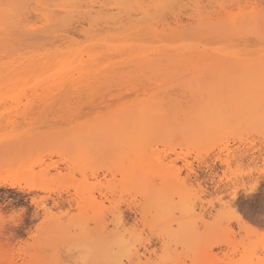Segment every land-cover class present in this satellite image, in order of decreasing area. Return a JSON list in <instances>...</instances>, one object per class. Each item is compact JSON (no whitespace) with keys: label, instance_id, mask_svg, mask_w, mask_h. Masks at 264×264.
<instances>
[{"label":"rangeland","instance_id":"obj_1","mask_svg":"<svg viewBox=\"0 0 264 264\" xmlns=\"http://www.w3.org/2000/svg\"><path fill=\"white\" fill-rule=\"evenodd\" d=\"M45 2L0 0L17 9L16 22L0 17V264H264L260 214L238 211L243 189L264 184V0H170L151 26L189 33L172 47L145 38L135 7L123 15L116 0ZM240 15L255 30L240 31ZM89 41L104 48L86 78L31 76ZM141 42L149 55L130 48ZM211 87L227 123L209 114ZM157 92L171 119L118 126L119 108Z\"/></svg>","mask_w":264,"mask_h":264},{"label":"bare ground","instance_id":"obj_2","mask_svg":"<svg viewBox=\"0 0 264 264\" xmlns=\"http://www.w3.org/2000/svg\"><path fill=\"white\" fill-rule=\"evenodd\" d=\"M21 1V0H20ZM48 1H51V2H55V1H57V0H46V2H48ZM64 1V0H63ZM68 1V0H67ZM169 1L170 0H116V2L115 3H117L118 4V7L117 8H119V9H121V13L123 14V15H126V13L128 12V10L130 9V8H132V7H135V10L137 11V13H139V15L141 16V19H140V22H141V25L140 26H142V29H143V35H145V38H147V37H152V38H154V39H156L158 36H162L163 38H168L167 40L170 42H168L169 43V45L170 44H174V45H176L177 43L178 44H180L181 43V39L182 38H184V37H186V35L187 34H189L188 32L186 33V32H184V31H176V30H172L171 28H169V29H162V31H157V29H156V27L155 26H151V22H153V24L154 23H156V22H158L159 20H160V12H161V9H162V7L164 6V5H166L167 3H169ZM11 2V1H10ZM45 2V3H46ZM68 3V2H67ZM97 3V2H96ZM16 5V4H15ZM19 6V5H18ZM46 7V6H45ZM253 8V7H252ZM7 8H5V9H2L3 11H0V12H2L3 13V15H0V17L2 18V16L4 17V16H8V17H10V19H11V21L12 22H16V17H15V15H16V10L17 9H15V7H14V10H12L11 9V7H9V9L8 10H6ZM6 10V11H5ZM109 10V9H108ZM179 10V9H178ZM51 11H52V9H51ZM189 11V10H188ZM222 11V10H221ZM6 12V13H5ZM48 12V11H47ZM133 12V11H132ZM47 14H49V13H47ZM164 15V14H163ZM222 15V14H221ZM256 15V14H255ZM53 16V15H52ZM132 16V15H131ZM212 16V15H211ZM51 17V16H50ZM49 17V18H50ZM219 17V16H218ZM45 18H48V16L46 15L45 16ZM84 18H86V17H84ZM180 18V17H179ZM205 18V17H204ZM203 18V19H204ZM220 18V17H219ZM14 19V20H13ZM167 19V18H166ZM210 19V18H209ZM50 20H52V19H50ZM56 20V19H55ZM54 20V21H55ZM154 20V21H153ZM54 21H52V22H54ZM120 21V20H119ZM156 21V22H155ZM256 17L254 16V17H251V19L250 18H248V17H243V15H240V17L236 20V22H235V26L240 30V31H244V30H247V31H253V30H255V28H256ZM160 22V21H159ZM158 22V23H159ZM190 22V21H189ZM122 23V22H121ZM168 23V22H167ZM85 24V23H84ZM111 24V23H110ZM125 24V23H124ZM123 24V25H124ZM157 24V23H156ZM174 24V23H173ZM7 25V24H6ZM117 25V24H116ZM120 25H122V24H120ZM164 25V24H163ZM168 25H170V24H168ZM11 26H12V24H11ZM101 26V25H100ZM158 26V25H157ZM181 26V25H180ZM2 27V26H1ZM3 27H5V25L3 26ZM127 27V26H126ZM139 27V26H138ZM159 27V26H158ZM168 28V27H167ZM3 29V28H2ZM5 30V29H4ZM10 30V29H9ZM63 30V29H62ZM113 30V29H112ZM160 30V29H159ZM2 31V30H1ZM8 30H6V32H7ZM14 30H12V32H13ZM135 31V30H134ZM215 31V30H214ZM213 31V32H214ZM238 31V30H237ZM8 32H10V31H8ZM18 32H20V31H18ZM136 32V31H135ZM11 33V32H10ZM23 33V32H22ZM107 33V32H106ZM139 34L141 33V32H138ZM9 34V33H8ZM130 34V33H129ZM133 34V33H132ZM126 35V34H125ZM125 35H124V37H125ZM108 36V35H107ZM119 36H122V35H119ZM128 36L130 37V35H128L127 34V37L126 38H128ZM133 36V35H132ZM131 36V37H132ZM136 36V35H135ZM140 37H141V35H139ZM104 37V36H103ZM134 37V36H133ZM12 38V37H11ZM106 38H108V37H106ZM105 38V39H106ZM110 38H112V36H110ZM114 38V37H113ZM136 38V37H135ZM15 39V38H14ZM98 39H100V38H98ZM138 39H140L141 40V38H138ZM248 39V38H247ZM252 39V38H251ZM91 40V39H90ZM104 40V39H103ZM103 40H99V41H103ZM114 40V39H113ZM119 40V39H118ZM122 40V39H121ZM124 40V39H123ZM122 40V41H123ZM254 40V39H253ZM96 41H98V40H96L95 39V42ZM98 41V42H99ZM105 41V40H104ZM107 41V40H106ZM126 41V40H125ZM124 41V42H125ZM185 41V40H184ZM190 41V40H189ZM194 41V40H193ZM241 41V40H240ZM245 41V40H244ZM250 40H248V44L250 43L249 42ZM90 42V41H89ZM88 42V43H89ZM92 42V41H91ZM90 42V43H91ZM94 42V41H93ZM126 42H128V41H126ZM125 42V43H126ZM153 42V41H152ZM151 42V43H152ZM160 42V41H159ZM180 42V43H179ZM202 42V41H201ZM100 43V42H99ZM117 43V42H116ZM116 43H113V44H116ZM128 43H134V42H128ZM187 43V42H186ZM206 43V42H205ZM204 43V44H205ZM218 43V42H217ZM252 43V42H251ZM253 43H255V42H253ZM259 43V42H258ZM87 44V43H86ZM85 44V45H86ZM94 44V45H93ZM91 43V44H89V45H84V46H75V47H71V48H67V49H64V51H63V49H62V51H60V52H55L54 54H52V55H46L47 56V61H43V63L41 64V66H39V68L37 69V72H36V74H32L31 76H33V75H37V77L39 78V80H41V79H43L44 81L46 80V81H49V80H65V81H70V80H77V79H80V78H86V77H84V75H83V73H86L87 72V74H92L90 71L88 72V71H85V65L87 64V63H96L97 61L96 60H98L100 57H101V55H100V51H101V49H103L104 47L103 46H100V45H98V44H96V43ZM108 44H109V46H107V47H110L111 48V50H112V47L110 46V45H113L112 43H109L108 42ZM107 44V45H108ZM136 44H137V42H136ZM141 44H143V42H141ZM145 42H144V44L142 45V47L140 46L139 48L138 47H135L134 45L132 46V47H130V48H132V50L134 51V52H137V51H142L143 53H147L148 55H149V52L147 51L146 52V48H143V46H145ZM149 43H147V45H148ZM166 44H167V42H166ZM185 44V43H184ZM118 46L120 45V44H117ZM127 45V44H126ZM125 45V46H126ZM129 45V44H128ZM152 45H154L153 46V48H154V51H155V49L156 48H158V47H160V45L162 46V42H161V44L159 43H157V42H155L154 44H152ZM152 45H150V46H152ZM169 45H166V47L168 46V48H169ZM213 45V44H212ZM256 45H259L260 46V43L259 44H256ZM262 45V44H261ZM264 45V44H263ZM114 46V45H113ZM149 46V45H148ZM164 46V45H163ZM162 46V47H163ZM171 47L173 46V45H170ZM196 46H198V45H196ZM250 46V45H249ZM259 46H257V49L259 50L260 48H258ZM106 46H105V50H108V49H110V48H107ZM124 47V46H123ZM193 47V46H192ZM212 47H214V46H212ZM126 48V47H125ZM201 48V47H200ZM205 48H207V47H205ZM210 48V47H209ZM215 48V47H214ZM248 48H250V47H248ZM261 48H264V47H261ZM151 49V48H150ZM164 49V48H163ZM230 49V48H229ZM247 48L245 47V50H246ZM51 50V49H50ZM153 50V49H152ZM173 50V49H172ZM177 50V49H176ZM187 50V49H186ZM233 50V49H232ZM47 51V50H46ZM132 51V52H133ZM157 51H159V50H157ZM169 51V50H168ZM184 51V50H183ZM241 51H243V49L241 50ZM116 52V51H115ZM118 52V51H117ZM151 52V51H150ZM199 52H200V50H199ZM233 52V51H232ZM231 52V53H232ZM254 52V51H253ZM258 52V51H257ZM261 52V51H260ZM119 53H121V52H119ZM122 53H123V51H122ZM121 53V54H122ZM170 53H172V52H170ZM169 53V54H170ZM227 53H230V51L228 50V52ZM256 53V52H255ZM255 53H252L251 55H253V54H255ZM49 54V53H48ZM51 54V53H50ZM107 54V53H106ZM110 54V53H109ZM113 54V53H112ZM134 54V53H133ZM137 54V53H136ZM139 54V53H138ZM142 54V53H141ZM201 54V53H200ZM215 55V54H214ZM239 55V54H238ZM128 56V55H127ZM134 56V55H133ZM152 56V55H151ZM138 58V57H137ZM140 58V57H139ZM222 58V57H221ZM105 60H103V61H105V62H103V63H106V64H108L109 63V59L108 58H104ZM124 59V58H123ZM107 60H109V61H107ZM131 60H137L136 58H132ZM34 61V60H33ZM154 61H156V59H155V57H152V58H150V59H147V62L145 61V63L147 64H149V63H152V62H154ZM247 67H249V66H247ZM254 67V66H253ZM99 68H101V67H99ZM145 68V67H144ZM170 68V67H169ZM243 68V67H242ZM3 69V68H2ZM93 72L96 70L95 68H92L91 69ZM97 70H99V69H97ZM106 70V69H105ZM4 71V70H3ZM262 71H263V73H264V69H262ZM23 72H26L27 74V76L28 75H30L31 73H32V68L31 67H25V69L23 68L22 70L20 69L19 71H17L16 72V74L17 75H23ZM217 72H218V70H217ZM223 73H224V71H223ZM222 73V74H223ZM107 75V74H106ZM221 75V74H220ZM89 76H93V75H89ZM119 76H121V77H124V78H126L127 77V75H125V74H120ZM126 76V77H125ZM218 76H216V77H214V76H211V82H214V81H216V78H217ZM37 78V79H38ZM208 78H210V77H208ZM222 78H224V77H222ZM37 79H36V81H37ZM157 79V78H156ZM155 80V79H154ZM209 81V80H208ZM218 81H219V79H218ZM264 81V80H263ZM43 82V81H42ZM205 82V81H204ZM203 82V83H204ZM222 82V84H224V82H225V80H222L221 81ZM34 83H35V81H34ZM33 83V84H34ZM64 83V82H63ZM32 84V85H33ZM29 86H30V84H28ZM64 85V84H63ZM68 85V84H67ZM264 85V84H263ZM152 86V85H151ZM31 87V86H30ZM64 87V86H63ZM189 87V86H188ZM27 88H28V86H27ZM29 89V88H28ZM42 89V88H41ZM202 89V88H201ZM261 89H264V86H261ZM157 90V89H156ZM153 91V90H152ZM210 94L207 96V99L209 100V102H210V105L208 106L210 109H209V111H210V115H212V114H214V115H216V114H218L220 111H221V115H222V118L223 117H226V116H224L225 114H228L229 116H230V112L228 113L227 111V113H225V114H222V113H224V112H222V110L219 108V110L218 109H216L215 110V103H216V101L215 100H218L219 99V97H221L220 96V89L218 88V89H215V90H213V88L211 87L210 88ZM155 92V91H154ZM192 93V95L193 96H199V94H200V88H195V89H193V91H191ZM152 93V92H151ZM162 93V92H161ZM157 94H159L158 92L157 93H153L152 94V97L150 98V100L149 101H147L145 104H135V105H124L122 108H119L118 110L120 111V113H121V117H120V119L121 120H118V121H116V123H119L118 124V126L119 127H121V126H123L122 128H126L128 125H130L131 124V122L135 119V116H137V117H141L142 119H141V121L144 123V124H146V127L149 129V130H153V129H156L157 127H158V125L160 124V123H163V122H165V121H167L168 120V118L169 117H171V116H173V114L174 113H172V115H170L168 118H167V120H166V118L165 119H163V120H160V116L161 115H163V106H158L157 104H156V102H157V100H158V95ZM163 96V95H162ZM161 97V96H160ZM223 100V99H222ZM136 103V102H135ZM187 109H189V108H187ZM168 110V109H167ZM204 111H202V109L200 110L199 109V111H202L201 113L203 114V117L205 116L204 115V113H207V112H205V109H203ZM133 111H136L137 113L135 114V115H131V113H133ZM184 112L186 111L187 112V110L186 109H184L183 110ZM183 112V113H184ZM191 112H192V110H191ZM238 112V111H237ZM190 113V112H189ZM189 113L187 112V114L189 115ZM192 113H194V112H192ZM195 113H196V111H195ZM169 114H170V112H169ZM186 113L184 114V116H186L187 115ZM197 114V113H196ZM195 114V115H196ZM208 114V113H207ZM208 114V116H210ZM175 115V114H174ZM191 115H193V114H191ZM183 116V117H184ZM200 116H201V114H200ZM233 116V115H232ZM163 117H164V115H163ZM196 116H194V118H195ZM217 117H220V116H217ZM228 117V116H227ZM190 118V117H189ZM193 118V117H192ZM193 118V120H195ZM202 118V117H201ZM221 118V117H220ZM220 118H218L219 120H218V122H221V119ZM169 119H171V118H169ZM187 118H185V120H186ZM204 120H205V123L207 122L208 123V125L206 124V126H209L210 125V127H214L215 125V123H214V120H212L211 121V123H210V120L208 119V117H206V118H203ZM224 119V118H223ZM222 119V120H223ZM228 119H229V117H228ZM227 118H226V120H228ZM137 120H138V118H137ZM179 120V119H178ZM182 120H183V118H182ZM225 120V119H224ZM223 120V121H224ZM226 120H225V122L224 123H227L226 122ZM174 121V120H173ZM173 121H171L172 123H173ZM181 121V120H180ZM215 121H216V119H215ZM178 122L179 121H176L175 120V122L174 123H177L178 124ZM186 122V121H185ZM141 123V122H140ZM173 123V124H174ZM194 124L196 123V120L193 122ZM198 123H200V122H198ZM222 123V122H221ZM220 123V124H221ZM180 124H181V122H180ZM179 124V125H180ZM223 124V123H222ZM228 125V124H227ZM140 126V125H139ZM186 126H187V122H186ZM144 127V126H143ZM199 127V126H198ZM218 128H220L219 126H217ZM138 128V127H137ZM187 129H188V127H186ZM134 129V128H133ZM261 129H263V131H264V125H262L261 126ZM196 130V129H195ZM215 130H220V129H217L216 127H215ZM134 131V130H133ZM139 131V130H138ZM186 131H188V130H186ZM212 131H214V130H212ZM137 132V131H136ZM140 132V131H139ZM138 132V133H139ZM130 136H132V135H130ZM101 136H98L97 137V139H99V142H101V139L102 138H100ZM56 165V164H55ZM58 166V165H57ZM54 168V167H53ZM189 175V174H188ZM2 185H5V184H2ZM1 185V182H0V186H2ZM10 187L12 186L11 184H8ZM6 186V185H5ZM3 187V186H2ZM69 202V201H68ZM72 202V201H71ZM70 203V202H69ZM70 205V204H69ZM72 205V204H71Z\"/></svg>","mask_w":264,"mask_h":264},{"label":"snow or ice","instance_id":"obj_3","mask_svg":"<svg viewBox=\"0 0 264 264\" xmlns=\"http://www.w3.org/2000/svg\"><path fill=\"white\" fill-rule=\"evenodd\" d=\"M242 194L247 197L241 204L239 212L249 219H253L257 214V211L260 214L261 218V236H264V184L261 185L260 191L257 192L255 185L251 189L245 187ZM258 201V203H257ZM24 210L21 209L18 213L14 215H23ZM235 214V211H234Z\"/></svg>","mask_w":264,"mask_h":264}]
</instances>
